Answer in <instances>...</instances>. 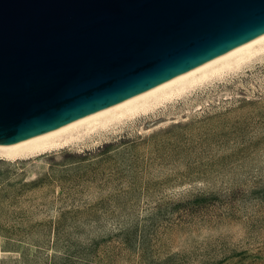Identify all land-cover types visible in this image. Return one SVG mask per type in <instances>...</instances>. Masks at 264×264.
<instances>
[{
  "label": "rangeland",
  "instance_id": "1",
  "mask_svg": "<svg viewBox=\"0 0 264 264\" xmlns=\"http://www.w3.org/2000/svg\"><path fill=\"white\" fill-rule=\"evenodd\" d=\"M0 264H264V58L80 146L0 157Z\"/></svg>",
  "mask_w": 264,
  "mask_h": 264
},
{
  "label": "water",
  "instance_id": "2",
  "mask_svg": "<svg viewBox=\"0 0 264 264\" xmlns=\"http://www.w3.org/2000/svg\"><path fill=\"white\" fill-rule=\"evenodd\" d=\"M264 32V0H0V143L59 127Z\"/></svg>",
  "mask_w": 264,
  "mask_h": 264
},
{
  "label": "bare ground",
  "instance_id": "3",
  "mask_svg": "<svg viewBox=\"0 0 264 264\" xmlns=\"http://www.w3.org/2000/svg\"><path fill=\"white\" fill-rule=\"evenodd\" d=\"M264 58V32L201 64L119 102L78 117L59 127L0 143V157L28 159L70 145H82L118 125L155 112L198 88L227 78Z\"/></svg>",
  "mask_w": 264,
  "mask_h": 264
}]
</instances>
